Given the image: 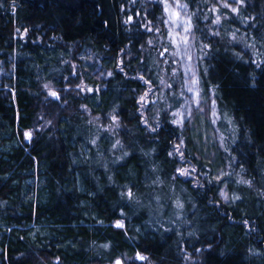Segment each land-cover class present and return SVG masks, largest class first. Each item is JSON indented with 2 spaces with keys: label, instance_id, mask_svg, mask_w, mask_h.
<instances>
[{
  "label": "trees",
  "instance_id": "obj_1",
  "mask_svg": "<svg viewBox=\"0 0 264 264\" xmlns=\"http://www.w3.org/2000/svg\"><path fill=\"white\" fill-rule=\"evenodd\" d=\"M237 1L182 0L216 120L179 127L163 0H0V264H264V0Z\"/></svg>",
  "mask_w": 264,
  "mask_h": 264
},
{
  "label": "rangeland",
  "instance_id": "obj_2",
  "mask_svg": "<svg viewBox=\"0 0 264 264\" xmlns=\"http://www.w3.org/2000/svg\"><path fill=\"white\" fill-rule=\"evenodd\" d=\"M211 8L216 11L218 8L234 10L237 5V0H209ZM163 9L165 23L169 31V38L174 45L175 54L179 62L180 69L183 75V92L184 100L182 108L176 115V124L180 126L186 125L195 114L208 118L212 127L215 125V102L212 94L202 88L198 72H197V57L193 46L191 23L188 11L182 0H163ZM11 69V66L9 67ZM6 72L4 67L0 68V88L2 84H7ZM5 89V88H4ZM7 90V88L5 89ZM214 133L213 140L216 145H220V139ZM220 136V135H219ZM28 140V139H26ZM186 175V172H182ZM188 173V172H187ZM217 177L223 175L221 170L216 173ZM190 175H188L189 177ZM225 197V191L223 196ZM142 256L136 258L137 261H144ZM122 264V263H121Z\"/></svg>",
  "mask_w": 264,
  "mask_h": 264
},
{
  "label": "snow or ice",
  "instance_id": "obj_3",
  "mask_svg": "<svg viewBox=\"0 0 264 264\" xmlns=\"http://www.w3.org/2000/svg\"><path fill=\"white\" fill-rule=\"evenodd\" d=\"M234 10H235V9H234ZM53 95H55V93H53ZM25 138H26V139H30V138H31V133H30V132H26V133H25ZM182 174H183V173H182ZM128 195L131 196V195H132L131 192H129ZM225 198H227V197H225ZM116 226H117V227H123L122 224H117ZM141 259H143V257H141ZM117 264H119V262H117Z\"/></svg>",
  "mask_w": 264,
  "mask_h": 264
},
{
  "label": "water",
  "instance_id": "obj_4",
  "mask_svg": "<svg viewBox=\"0 0 264 264\" xmlns=\"http://www.w3.org/2000/svg\"><path fill=\"white\" fill-rule=\"evenodd\" d=\"M117 262H119V264H120V261H119V260H117V261L115 262V264H117Z\"/></svg>",
  "mask_w": 264,
  "mask_h": 264
}]
</instances>
